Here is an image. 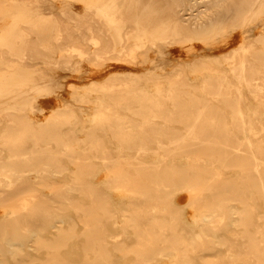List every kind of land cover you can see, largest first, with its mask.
Returning a JSON list of instances; mask_svg holds the SVG:
<instances>
[{"label":"rangeland","instance_id":"rangeland-1","mask_svg":"<svg viewBox=\"0 0 264 264\" xmlns=\"http://www.w3.org/2000/svg\"><path fill=\"white\" fill-rule=\"evenodd\" d=\"M23 6L27 8V0H0V76L13 79L0 83V117L10 118L0 123V191L9 190L0 194V237L27 236V257L20 261L16 256L25 252L7 253L0 241V261L186 264L190 259L196 264H263L264 182H255L264 180V162L258 176L251 153L233 148L249 150L244 123L256 131H250L247 141L264 142V76L239 81L235 76H198L188 68L173 76H92L90 49L66 47L68 28L61 27L62 37L55 40L57 16L39 14L32 17L38 26L27 23ZM13 66L25 73L7 75L4 71ZM27 68L40 74L33 96L24 80ZM218 80L229 86L231 100L202 107ZM238 85L245 95L241 119L234 102ZM15 87L18 90L12 91ZM123 130V140L114 135L122 136ZM39 146L52 150L30 152ZM20 152L27 159H14ZM73 156L83 158L70 160ZM260 156L264 161V148ZM156 165L160 168L152 169ZM190 188L217 208L207 220L215 226L206 225L200 233V212L190 202ZM20 199L30 202L21 209L23 216L10 214ZM230 207L237 212H228ZM154 210L178 213L171 220L153 215ZM62 212L72 214L73 220L50 228Z\"/></svg>","mask_w":264,"mask_h":264},{"label":"bare ground","instance_id":"bare-ground-1","mask_svg":"<svg viewBox=\"0 0 264 264\" xmlns=\"http://www.w3.org/2000/svg\"><path fill=\"white\" fill-rule=\"evenodd\" d=\"M31 1L32 0H27V8L23 6L25 8L24 10L27 11V23L38 26V24L35 22L36 20L33 21L32 17L39 14H43V16L45 15L48 17L57 16L58 19L55 21L53 20L54 24H56L57 26L55 32L56 36H54V39L56 40L62 37L61 27L68 28V36L65 37V40L70 44L66 47H79L81 45L87 46L90 49L88 53H91V55H89V63L92 68V76H173L180 73L185 74V69L187 68L192 70L193 72H197L199 74L198 76H235L239 79V81H247L246 76H264V0H36L38 3H31ZM257 48L259 49L258 51H256ZM160 57L162 58L160 59ZM159 59L163 61V63H160V66L159 62H157L159 61ZM215 63L219 65H225L226 68L216 69L212 66V64ZM18 69L20 68L16 69L15 66H13L12 68H9L4 72H7V75H9L10 73H16V76L18 77L21 72H23V74L25 73L24 71H21L19 73L21 69ZM38 74V71L27 68V76L24 77V80L27 79V90L31 89V93L35 89L34 81L37 80L40 76V74ZM1 77L2 76H0V79H3ZM16 79H14V81ZM4 80H7V78H4L2 80L3 82L0 80V83H4ZM9 81H13V79ZM9 81L7 83H9ZM56 83L60 85L61 82L60 80H58ZM247 83L248 86L252 87H250L252 95H255L257 91L254 90V86L251 85L249 80L248 82H246V85ZM15 89L17 88H13L12 91H14ZM21 90H24L23 87H21ZM210 92V97L207 98L206 101H201L202 107H206L209 103H213L214 101H223L228 104L227 102L231 100L230 97L232 96V94L229 92V86H225L224 84H222L221 80L214 82V88ZM8 93L10 92L8 91ZM8 101L9 100H7V102ZM244 101L245 95L241 92L238 85L234 102L236 103V110L239 113L240 119L242 117L240 106L241 104H244L242 103ZM40 109H42L41 106L39 107V110ZM45 109L46 108L42 110ZM201 112L202 110L197 113V115L195 116L196 119L201 116ZM36 116L37 115H33L34 118ZM22 118L26 120L27 116L23 115ZM8 120H10V118L0 117V123H4ZM241 121L244 120L242 119ZM192 127L193 126H190V128H188L191 130L190 133H192ZM242 128H245V130L247 129L246 132H244V140L246 141L245 145L247 148H249V150H245L241 147L235 146L233 148V152L247 151L248 153H251L253 158V170L258 173L259 176V172H261L260 165L264 162L261 157L262 155L260 156V152H262L264 148V142L254 144L250 140L247 141L250 131H252V133H256V131L254 130L255 128L251 125L247 126L245 123L242 125ZM121 133L123 134L122 136H120L119 134L114 135H116L117 138L123 140L125 138L126 132H124L123 130L121 131ZM3 143L4 142L0 140V146H2ZM49 148L50 147H45L43 149L42 146H39V148H37L35 151L31 150L30 152L33 153L36 151H41L42 153H49L52 150ZM1 150L2 149L0 148V151ZM20 158L27 159V154H25L24 152H20L16 154L14 159ZM70 158V160L75 161L76 159H80L83 157L73 156ZM3 162V156H0V165H3ZM158 167L159 165H156L152 167V169L157 170L156 168ZM245 175L248 176L249 174ZM208 176L209 175H207V177ZM262 179H264L263 176ZM257 182H259V184L261 183L262 185L264 180H259L255 183ZM262 188L264 189V187ZM189 190V198L192 199V201L190 202H192L194 204L193 206H195L200 212L198 213L200 214V220H198L197 224L199 226V233L206 225H210L211 227L215 226V224H211L207 221L211 215L213 216L212 213L214 212V210L217 209L215 208V205L212 204L210 198H205L202 195H199L200 192L196 195L191 188ZM6 191L9 192V190ZM6 191L2 190L0 191V194L4 192L6 193ZM69 191L70 190H68V192ZM263 191H261L262 195H264ZM68 192L67 194H69ZM259 195H257V197H259ZM64 197L68 199V201L72 199L70 198L71 196L68 197L66 195ZM20 201L22 200L20 199ZM23 201L22 203L17 204L16 207L13 206L10 214L23 216V211L27 209V205L30 203H28L27 200ZM224 206L225 205L223 204V207ZM21 209H23V211ZM222 210H224V208ZM154 211L155 212L152 213L153 215L159 213V215H161L162 217H170L171 220L175 219V216H177L178 213H176L175 211L169 212L168 214H163L162 212H156L158 210ZM224 212L226 211L224 210ZM228 212L235 213L237 211L234 209V207H230ZM236 218L238 219V217ZM72 220V214L62 212V214H58V216L54 220V223H50V228L54 226L59 227L62 224L70 223ZM231 220L233 221L234 218H232ZM184 222L182 221V223ZM175 223H178V221ZM188 223H190V221ZM256 231L259 232L258 229H256ZM31 232L33 234H36L34 230ZM3 234H5V232H3ZM199 235L200 234H198L197 236ZM255 237H253L254 240L256 239ZM24 239H27V236ZM24 239L21 235L10 236L8 234L2 235V237H0V241L4 244V248H7L6 252L12 254H16L18 251L23 250V247L25 246ZM212 240L214 241V239ZM256 240L259 241V239ZM200 242L202 243L203 241L200 240ZM256 243L257 245L259 244L258 242ZM216 245L217 244H215V246ZM257 245L256 247H258ZM27 246L31 249L34 248V245L32 246V244H27ZM218 248L221 250L224 247L220 248L218 246ZM261 249L262 248H260L259 250ZM1 251L2 247L0 250V256L2 254ZM24 252L25 253L22 252L20 256H15L17 258L21 257L22 259L19 260L24 261L27 257L26 250ZM42 256L43 254H39L37 257ZM197 257L201 258L202 255L197 254ZM185 261L186 264H196L194 263L195 260L192 261L190 259H186ZM178 262L179 260H176L173 263L177 264ZM257 262L260 263L261 261L258 259ZM3 263L4 262L0 261V264ZM11 263L13 262L11 261ZM5 264L9 263L6 262ZM138 264L141 263L138 262ZM144 264L149 263L145 261ZM201 264H203V262Z\"/></svg>","mask_w":264,"mask_h":264}]
</instances>
